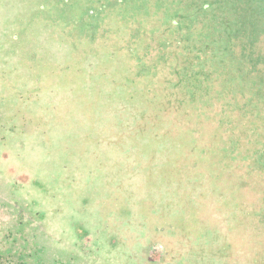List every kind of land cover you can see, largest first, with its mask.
I'll list each match as a JSON object with an SVG mask.
<instances>
[{
    "label": "rangeland",
    "instance_id": "1",
    "mask_svg": "<svg viewBox=\"0 0 264 264\" xmlns=\"http://www.w3.org/2000/svg\"><path fill=\"white\" fill-rule=\"evenodd\" d=\"M0 264H264V0H0Z\"/></svg>",
    "mask_w": 264,
    "mask_h": 264
}]
</instances>
